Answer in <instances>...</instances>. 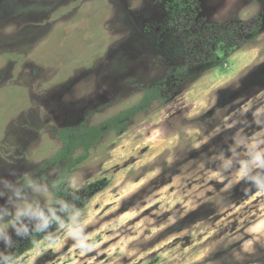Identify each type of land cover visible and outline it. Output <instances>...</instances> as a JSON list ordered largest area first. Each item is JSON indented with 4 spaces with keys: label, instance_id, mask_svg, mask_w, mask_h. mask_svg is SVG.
Wrapping results in <instances>:
<instances>
[{
    "label": "rangeland",
    "instance_id": "374dc122",
    "mask_svg": "<svg viewBox=\"0 0 264 264\" xmlns=\"http://www.w3.org/2000/svg\"><path fill=\"white\" fill-rule=\"evenodd\" d=\"M152 84L69 178L87 205L34 242L68 205L58 132ZM0 264H264V0H0Z\"/></svg>",
    "mask_w": 264,
    "mask_h": 264
},
{
    "label": "trees",
    "instance_id": "16d2710c",
    "mask_svg": "<svg viewBox=\"0 0 264 264\" xmlns=\"http://www.w3.org/2000/svg\"><path fill=\"white\" fill-rule=\"evenodd\" d=\"M233 39L237 41L240 38ZM231 41V42H232ZM183 68H179L181 73ZM164 87L159 84H152L145 88L140 101L125 109L116 115L104 120L97 126L93 127H77L62 129L58 132L60 147L57 152L47 160L45 165L57 166L61 162L66 164L60 167L57 178L54 180L51 190L54 196V203L67 201L68 205L64 208V213L52 219L46 226L42 228L40 234L34 238V242L54 233L62 226L69 223L71 218L89 202V198L82 200V196L88 194L91 187L89 185L83 189L82 193L75 194L69 188L68 180L71 177L74 169L80 165L86 158L89 150L95 146L100 139L109 132H122L125 129L127 122L134 117L138 112L146 110L155 101H161ZM79 151V153H77ZM32 244H30L31 246Z\"/></svg>",
    "mask_w": 264,
    "mask_h": 264
},
{
    "label": "clouds",
    "instance_id": "9594fccd",
    "mask_svg": "<svg viewBox=\"0 0 264 264\" xmlns=\"http://www.w3.org/2000/svg\"><path fill=\"white\" fill-rule=\"evenodd\" d=\"M257 159H259V156H257ZM82 231H83V228L81 227V228H79V229L77 230V234H79V233L82 232ZM79 243L82 245V244L84 243V240L81 239V240L79 241Z\"/></svg>",
    "mask_w": 264,
    "mask_h": 264
}]
</instances>
